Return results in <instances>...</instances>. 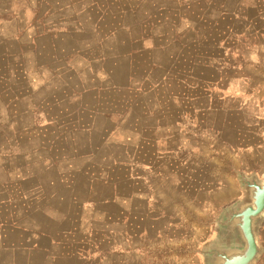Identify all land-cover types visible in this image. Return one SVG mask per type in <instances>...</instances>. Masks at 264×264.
<instances>
[{
    "label": "rangeland",
    "instance_id": "1",
    "mask_svg": "<svg viewBox=\"0 0 264 264\" xmlns=\"http://www.w3.org/2000/svg\"><path fill=\"white\" fill-rule=\"evenodd\" d=\"M185 1L187 0H46V5L42 3L40 7V21L65 24L66 29L73 32L65 34L64 37H55L57 42L54 50L58 54L62 48L70 46L74 53L72 52L68 62L76 70L86 65L80 54L85 50L81 45H86L84 42L96 45L111 30L119 27L115 38L105 40V47L95 48L94 53L104 54L106 50L119 52L123 54L120 64L101 63L96 69L113 72L118 79L114 82L121 85L127 80L129 73H134L137 78L133 83L135 88L130 91L120 89L119 93H110L104 87L100 100L93 93H88L80 100V84L86 86L87 83L88 87H95L102 80H80L76 72H73L70 80H51L49 89L41 88L38 91L36 88L32 91L31 80H9L7 83L9 88L14 89L12 92L18 95H11L9 103L12 100L18 101L9 104L6 110L9 119V125L5 129L8 142L6 139L0 141V148L7 152L9 146H17L12 150L23 151L37 147L43 158L50 150L57 157L70 154L71 158L67 162L63 159L57 160V167L83 171L82 174L72 177L61 176L63 181L71 182L70 191L57 184L59 199L54 203L53 209L57 218L66 217L65 223L57 226L63 231L73 229L76 235L69 239L72 245L75 244L74 251H68L69 245L55 249L56 256L60 259L56 264H204L201 254L189 252L201 251L205 245L218 240L219 233L215 222L225 208L236 203L242 196L237 176L233 172L234 167L231 168L227 156H223L222 144L216 146V152L210 158L200 160L193 159L190 150L184 151L182 161H177V164L173 162L172 167L169 166L170 168L155 175L146 169L151 159L143 153L144 145H141L142 153L135 155V160L130 158L132 164L137 165L136 169L131 170L127 153L132 151L134 144L116 143L135 135L130 123L125 122L119 128L111 127L112 105L122 117L127 115L129 105L142 103L139 91L144 87L139 86L148 60L151 58L167 63L171 56L174 57L179 52V47L174 42L176 36L191 37L190 33H183L181 30L183 27L177 21L178 16L174 9ZM222 1L216 0V5H211L210 8L199 5L203 9L200 12L201 17L184 11L186 16L182 18L192 22L203 18L204 22H199L201 34L206 33V24L215 22L214 38L224 42L230 57L244 56L246 45L254 52V48L261 43L258 33L264 35V0H226L230 9V15L227 16L220 15L218 11ZM167 8L169 10L165 11ZM129 9L133 11H128ZM159 9H162L161 12ZM198 11L197 8L196 12ZM34 18V13L30 9L26 10L23 19L29 37L31 30L28 26ZM97 24L100 25L98 32L94 31ZM80 27L85 32L82 36L76 31ZM224 27L230 28L231 32H218ZM158 35L165 38L159 39ZM144 36L146 48L161 45L164 41L169 42L163 46V50L135 54L132 60H128L127 52L139 50L129 41L137 42ZM45 39L43 42L48 44L49 38ZM189 49L191 52V47ZM100 77L105 78L103 73ZM33 103L41 105L38 115L35 114L40 125L47 121H59L60 126L54 125L50 129L41 127L31 131L29 126L33 117L29 109ZM96 105L103 109V116L101 111L98 116L92 115L91 111H80V107L84 109L86 106L89 110ZM94 121L95 129L89 134L92 135L91 138L70 127ZM15 132L20 133L18 137L14 136ZM62 133L65 136L71 135L75 141L68 143L60 139L51 143ZM136 134H139V130ZM147 148L149 151V147ZM204 148L207 149L205 146ZM3 163L0 161V167ZM7 164L10 168L19 166L17 160H9ZM198 164L200 168L196 169L194 165ZM43 165L44 163H40V170L44 168ZM16 177L18 176L14 174L10 176L11 179ZM61 177L50 173L42 176V179L46 184L54 179L59 183ZM132 195L138 197L134 198ZM93 199H98V205H91ZM78 201L85 206H76ZM48 210L49 207L43 211L47 213ZM121 211L130 217L125 224L115 218ZM153 219L158 221L153 223ZM258 232L263 252L256 264H264V220L260 223ZM87 245L90 248L88 251H77L81 250L80 247L87 248ZM6 262L24 264L25 257L12 256Z\"/></svg>",
    "mask_w": 264,
    "mask_h": 264
},
{
    "label": "crops",
    "instance_id": "2",
    "mask_svg": "<svg viewBox=\"0 0 264 264\" xmlns=\"http://www.w3.org/2000/svg\"><path fill=\"white\" fill-rule=\"evenodd\" d=\"M45 1L0 0V141L8 140V135L5 133L9 125L6 110L9 104L18 101L12 100L9 103L11 95L18 96L12 92L14 89L8 87L9 80L15 82L31 80L35 83H32V91L35 88L37 91L41 88L49 89L51 80H70L73 72H76L80 80L95 78L109 82L100 81L95 87H88L87 83L86 86L80 84V100L88 93H93L95 98L100 100L104 87L107 89L106 92L110 93H119L120 89L130 91L135 88L133 83L137 78L134 73H129L127 80L121 85L119 82H114L117 75L113 72L96 69L101 63L120 64L123 54L119 52L106 50L104 54L94 53L95 48L105 47L103 45L105 40L115 38L119 27L113 29L114 31L111 30L105 35L104 40L98 41L96 45L84 42L86 45L82 44L81 47L85 50L80 54L86 65L76 70L68 62L72 52L74 53L70 46L62 48L58 54L54 50L57 42L55 37H64L65 34L69 35L73 32L66 29L65 24L40 21V7L42 3L46 5ZM190 1L182 2L178 7L175 4L174 9L178 16L177 21L181 22L183 27L181 30L183 33H190L191 37L176 36L174 42L177 43L179 52L176 56H171L167 63L151 58L148 60L142 71L139 86L144 87L139 91L142 103L129 105L127 115L122 117L118 109L112 105L111 127L119 128L128 122L135 134L125 141L118 140L116 143L127 142L128 145L133 143L132 151L127 153L128 158L133 160L135 155L142 153L140 147L144 145L143 153L151 159L146 169L151 170L155 175L172 167L173 162L182 161L184 151L190 150L193 159L200 160L210 158L216 152V146L222 144L223 156L225 158L227 156L231 168L234 167L248 175L255 173L260 177L264 175V35L258 33L261 43L254 48V52L246 45L244 56L230 57L224 42L214 38L216 24L213 20L214 23L208 21L212 24H206V33L201 34L199 22H204L203 18H197L193 22L182 18L186 16L184 11H190L192 16L201 17L200 12L203 9L199 5H207L210 8L211 5H216V0L212 3L208 0ZM221 5L218 8L220 15H230L227 1L223 0ZM197 8L198 12H196ZM29 9L35 16L32 24L28 26L31 30L30 37L23 19L24 13ZM162 9H159V12ZM130 10L133 11V9L128 11ZM99 26V24L95 25L94 31L98 32ZM76 31L81 36L85 34L82 27ZM218 32L230 33L231 29L224 27ZM47 37L49 43L45 44L43 40ZM158 37L165 38L162 35ZM145 38L142 37L137 41L138 43L129 41L139 50L127 52L128 60H132L135 54L152 53L156 49H162L169 42L164 41L161 45L146 48ZM217 49L218 54L215 55ZM103 55L105 56L102 57ZM128 63L131 64L130 61ZM102 73L104 79L100 77ZM84 74L90 76L85 77ZM40 107V104L33 103L29 109L33 117L29 126L31 131L41 127L50 129L54 125L60 126L59 121H47L40 125L39 120L35 118ZM81 110L91 111L92 115L97 116L103 111L97 105L89 110L86 106L84 109L80 107ZM70 127L91 138L92 135L89 134L95 129V121ZM19 132H15L14 136L18 137ZM65 135V133L60 134L51 143L60 139L68 143L75 141L71 135ZM13 148L17 146H9L7 152L0 148V161L4 162L0 167V264H11L12 262L7 263L6 259L20 255L25 257L24 264H56L60 259L56 256L55 249L59 250L69 245L68 251H74L75 244L72 245L69 239L76 235L73 229L63 231L57 226L59 223H65L66 218L61 216L57 218L53 209L54 203L59 199L57 186L61 185L64 190L70 191L71 182L63 181L62 177L80 175L83 171L73 170L70 167L63 170L57 167V160L63 159L67 162L71 158L70 154L57 157L50 150V153L43 158L37 147L30 151L29 149L28 151L12 150ZM9 160H17L19 166L10 168L7 164ZM40 163H44L42 170ZM136 166L130 159L129 169L134 170ZM194 167L199 169L200 165ZM50 173L56 174L57 177L62 176L58 180L59 183L55 179L48 184L43 181L42 176ZM13 174L18 177L11 179L10 176ZM92 201V206L99 203L98 199ZM76 206L82 207L85 204L78 201ZM47 207L49 210L46 213L43 210ZM115 218L122 224L130 219L124 211L115 215ZM161 220L164 221L163 218ZM157 221L158 219H153L151 222ZM88 245L87 248L80 247L81 250L77 251H88L90 249ZM198 251L193 250L189 253L198 254ZM40 257L42 260H39Z\"/></svg>",
    "mask_w": 264,
    "mask_h": 264
},
{
    "label": "water",
    "instance_id": "3",
    "mask_svg": "<svg viewBox=\"0 0 264 264\" xmlns=\"http://www.w3.org/2000/svg\"><path fill=\"white\" fill-rule=\"evenodd\" d=\"M233 172L242 196L215 222L218 240L198 251L204 264H256L263 252L258 230L264 220V175Z\"/></svg>",
    "mask_w": 264,
    "mask_h": 264
}]
</instances>
